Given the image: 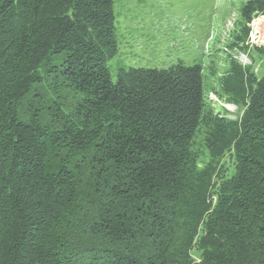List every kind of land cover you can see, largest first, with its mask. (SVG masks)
Returning a JSON list of instances; mask_svg holds the SVG:
<instances>
[{
    "label": "trees",
    "instance_id": "16d2710c",
    "mask_svg": "<svg viewBox=\"0 0 264 264\" xmlns=\"http://www.w3.org/2000/svg\"><path fill=\"white\" fill-rule=\"evenodd\" d=\"M117 36L114 0H0V264H264V75L231 63L232 119L199 64L114 81Z\"/></svg>",
    "mask_w": 264,
    "mask_h": 264
},
{
    "label": "rangeland",
    "instance_id": "374dc122",
    "mask_svg": "<svg viewBox=\"0 0 264 264\" xmlns=\"http://www.w3.org/2000/svg\"><path fill=\"white\" fill-rule=\"evenodd\" d=\"M118 53L108 63L114 81L131 68H169L178 63L201 65L206 104L232 119L241 108L224 93L236 61L264 75V13L243 15L248 0H114ZM229 172L233 160L224 159ZM199 261V259H197Z\"/></svg>",
    "mask_w": 264,
    "mask_h": 264
}]
</instances>
